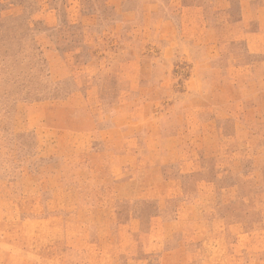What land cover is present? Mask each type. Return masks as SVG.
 Wrapping results in <instances>:
<instances>
[{"label":"rangeland","instance_id":"rangeland-1","mask_svg":"<svg viewBox=\"0 0 264 264\" xmlns=\"http://www.w3.org/2000/svg\"><path fill=\"white\" fill-rule=\"evenodd\" d=\"M261 0H0V264H264Z\"/></svg>","mask_w":264,"mask_h":264},{"label":"crops","instance_id":"crops-1","mask_svg":"<svg viewBox=\"0 0 264 264\" xmlns=\"http://www.w3.org/2000/svg\"><path fill=\"white\" fill-rule=\"evenodd\" d=\"M256 4H257L258 9H260L261 7L264 6V0L258 1V3Z\"/></svg>","mask_w":264,"mask_h":264}]
</instances>
